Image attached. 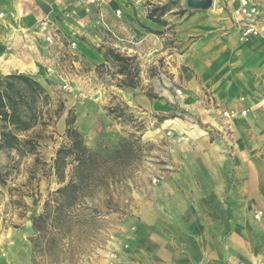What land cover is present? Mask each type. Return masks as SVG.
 I'll use <instances>...</instances> for the list:
<instances>
[{
    "label": "rangeland",
    "instance_id": "374dc122",
    "mask_svg": "<svg viewBox=\"0 0 264 264\" xmlns=\"http://www.w3.org/2000/svg\"><path fill=\"white\" fill-rule=\"evenodd\" d=\"M32 1L0 12V76L30 75L48 94L34 106L24 130L0 116V138L12 130L33 146L0 147V264H106L110 249L119 260L127 245L114 246L115 234L153 197L169 166L184 161L199 140L186 134L196 129L210 142L227 140L234 120L247 114L227 119L224 110L240 109L218 106L207 89L191 93L172 69L182 54L179 25L197 10L187 0H67L64 11H56V0ZM140 12L146 24L138 20ZM107 48L133 58L135 87L119 86L123 76L104 56ZM72 115L71 126L97 156L93 175L104 176L84 197L96 219L70 227L45 219L35 227L31 217L69 178L70 157L64 182L54 160L69 144L66 119ZM128 141L132 149L123 151Z\"/></svg>",
    "mask_w": 264,
    "mask_h": 264
},
{
    "label": "crops",
    "instance_id": "0c3cea01",
    "mask_svg": "<svg viewBox=\"0 0 264 264\" xmlns=\"http://www.w3.org/2000/svg\"><path fill=\"white\" fill-rule=\"evenodd\" d=\"M66 1L56 0V11ZM212 1L182 19V54L171 67L191 93L207 89L218 106L247 115L234 120L227 140L210 142L196 129L186 134L199 140L115 234L114 246L127 245L120 264H264V0H254L263 36L244 40L230 7ZM20 4L0 0V12ZM138 15L146 24L144 13Z\"/></svg>",
    "mask_w": 264,
    "mask_h": 264
},
{
    "label": "trees",
    "instance_id": "16d2710c",
    "mask_svg": "<svg viewBox=\"0 0 264 264\" xmlns=\"http://www.w3.org/2000/svg\"><path fill=\"white\" fill-rule=\"evenodd\" d=\"M152 16L153 14L149 15L150 18ZM103 54L108 60L118 64L117 73L123 76L119 83L120 87L137 85L134 81L137 70L134 73L136 67L132 65V57L122 55L113 48H107ZM47 95L45 87L30 75L10 73L0 76L1 120L13 129L24 130L31 119L34 106L47 98ZM149 96L155 97L151 94ZM73 121V115L66 119V136L69 138V144L57 150L54 160L58 178L64 182L63 166L66 164V157H70L72 166L69 178L51 193V198L45 202L44 209L37 216L31 217L35 227L38 220L45 221V219L62 224L64 227L96 219L93 206L87 204L84 197L86 191L88 192L99 181H103L104 176L93 175L92 169L97 156L83 144L82 136L71 126ZM29 143V139L18 138L16 134H12V130L3 131L0 138V147H27L28 150H32L33 146ZM122 148L123 151L128 152L132 149L129 141L124 142ZM122 152H119L118 157ZM100 160L107 162L106 158L101 157Z\"/></svg>",
    "mask_w": 264,
    "mask_h": 264
},
{
    "label": "built area",
    "instance_id": "2783aa9c",
    "mask_svg": "<svg viewBox=\"0 0 264 264\" xmlns=\"http://www.w3.org/2000/svg\"><path fill=\"white\" fill-rule=\"evenodd\" d=\"M91 3L98 2L100 0H86ZM230 6V16L233 23L240 29L239 37L241 40L249 38L250 36H263V32L257 26V22L261 15L259 5L254 0H224ZM50 40V36L47 37ZM240 101L244 98L240 97ZM247 114V109L224 110L222 115L227 119H235L239 116ZM261 211L256 212L255 216H258ZM126 247V246H125ZM106 264H120L118 260V252L116 249H110L106 254Z\"/></svg>",
    "mask_w": 264,
    "mask_h": 264
},
{
    "label": "water",
    "instance_id": "95a60500",
    "mask_svg": "<svg viewBox=\"0 0 264 264\" xmlns=\"http://www.w3.org/2000/svg\"><path fill=\"white\" fill-rule=\"evenodd\" d=\"M187 7L189 8H208L211 3L212 0H187ZM32 231V229H30Z\"/></svg>",
    "mask_w": 264,
    "mask_h": 264
}]
</instances>
